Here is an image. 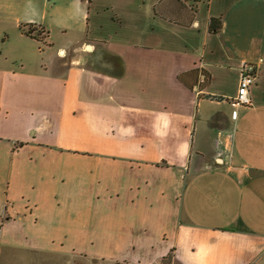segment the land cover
I'll return each mask as SVG.
<instances>
[{
    "label": "crops",
    "instance_id": "crops-1",
    "mask_svg": "<svg viewBox=\"0 0 264 264\" xmlns=\"http://www.w3.org/2000/svg\"><path fill=\"white\" fill-rule=\"evenodd\" d=\"M3 251L264 264V0H0Z\"/></svg>",
    "mask_w": 264,
    "mask_h": 264
},
{
    "label": "built area",
    "instance_id": "built-area-1",
    "mask_svg": "<svg viewBox=\"0 0 264 264\" xmlns=\"http://www.w3.org/2000/svg\"><path fill=\"white\" fill-rule=\"evenodd\" d=\"M258 66L254 63L242 62L239 67V84L234 102L238 105H251L249 96L250 87L253 84Z\"/></svg>",
    "mask_w": 264,
    "mask_h": 264
},
{
    "label": "rangeland",
    "instance_id": "rangeland-1",
    "mask_svg": "<svg viewBox=\"0 0 264 264\" xmlns=\"http://www.w3.org/2000/svg\"><path fill=\"white\" fill-rule=\"evenodd\" d=\"M60 261V263H68L71 262L72 259L65 257H60L59 259H52L51 257H47L45 255H28L25 253H10L1 252L0 253V264H49Z\"/></svg>",
    "mask_w": 264,
    "mask_h": 264
},
{
    "label": "trees",
    "instance_id": "trees-1",
    "mask_svg": "<svg viewBox=\"0 0 264 264\" xmlns=\"http://www.w3.org/2000/svg\"><path fill=\"white\" fill-rule=\"evenodd\" d=\"M25 26H22L21 29L23 30L24 34L28 37H31L33 39H36V40H40L41 39V32H35L31 29L30 26H27L26 29H23ZM221 28V22L220 20L218 19H211L210 21V24H209V28H208V31L209 33L211 34H217L219 32ZM171 256L172 254L170 253L167 257H165L163 259V261H167V260H170L171 259Z\"/></svg>",
    "mask_w": 264,
    "mask_h": 264
}]
</instances>
